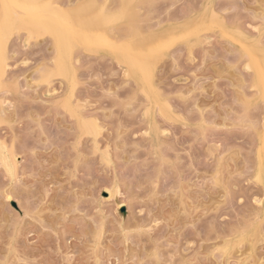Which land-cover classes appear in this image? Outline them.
<instances>
[{
  "label": "snow or ice",
  "instance_id": "6c2138e0",
  "mask_svg": "<svg viewBox=\"0 0 264 264\" xmlns=\"http://www.w3.org/2000/svg\"><path fill=\"white\" fill-rule=\"evenodd\" d=\"M153 17L164 23L153 26ZM41 39L51 41L48 52L35 50ZM217 40L222 50L214 52L208 44ZM104 53L115 71L92 60ZM210 89L225 95L221 108L202 102ZM53 112L64 120L55 143L41 138L28 146L31 155L43 145L66 156V175L87 168L90 182L107 185L130 208L109 232L106 206L86 197L83 208L69 193L52 216L57 228L74 221L82 252L61 250L55 264H264V0H0V132L27 122L35 140L43 115ZM233 135L256 146L235 171L242 151ZM0 170L11 257L26 222L44 229L48 189L25 201L15 151L3 139ZM240 184L258 192L228 226L222 209L237 199L244 205L233 195ZM208 190L218 194L211 209ZM13 199L23 214L9 208ZM126 245L135 251L121 260L118 246Z\"/></svg>",
  "mask_w": 264,
  "mask_h": 264
},
{
  "label": "rangeland",
  "instance_id": "374dc122",
  "mask_svg": "<svg viewBox=\"0 0 264 264\" xmlns=\"http://www.w3.org/2000/svg\"><path fill=\"white\" fill-rule=\"evenodd\" d=\"M19 1L24 2V0ZM56 2L69 4L72 0H56ZM109 2H111V0H109ZM164 2L170 4L173 0H164ZM175 2L182 3L183 0H175ZM193 2L195 3L196 0H193ZM63 3L62 5H64ZM240 3H251V0H240ZM154 18L157 21H155ZM160 20L161 19L158 17H153V26L159 28V25L164 23L163 20ZM161 31H163V29H161ZM50 44V40L46 41L41 39L35 42V50L42 53L48 52ZM208 47L214 52L218 49L222 50V46L218 40L208 44ZM77 58H79V56H77ZM113 59L114 57L106 53L99 57H92V60L96 62L99 67H103L104 69L111 68L115 71L119 65H114L112 62ZM168 69L169 65L167 63L161 65L160 70L162 73L167 72ZM58 90V84L54 85L51 89L53 93H56ZM47 91L48 89L45 88V90L40 93V97H46ZM33 95H35V93H33ZM202 102L210 108L215 105L218 109L227 101L222 92L213 95V90L210 89L208 95L203 98ZM39 107V105L36 106V108ZM63 123V118L58 117L55 112L50 115L44 114L40 130L37 131L35 140L30 138L28 134L29 125L27 122H25L23 126L17 124L7 133L0 132V139L5 140L10 151H15L19 175L22 178L21 191L25 193V201L27 202L28 199L33 197H39L42 189H48L49 209L45 211L44 216L41 217V221L44 229H50L44 230L37 227L31 221L26 222L20 231L19 239L16 242V247L13 250L12 256L9 257L8 251L4 246V240L6 234L12 229L3 223V217L0 215V260L15 259L18 264L20 261L24 260L31 261L32 264H55V261L61 259V257L57 255V252L61 250L65 254L81 253L82 244L79 240V235L74 232L72 227L74 221H69L66 226L57 228L59 218L57 217L54 219L52 216V213L58 212L64 201L69 198V193L72 194V199H74L76 195L82 198L81 202L83 208L90 207L86 197H91L92 201L100 204L102 211L104 206H106L109 232L114 231L117 222L126 221L130 215V208L122 196L117 197L111 188L105 191L104 188L108 187L107 185H102L95 181L90 182L87 168H81L72 175H66L68 167L71 166L68 158L66 156L61 158L59 154L45 150L43 145H40L41 151L38 157H33L31 155L28 146L39 143L41 138L44 141L55 143L54 137L57 128ZM221 135H223V133H221ZM231 139L232 143L237 145L242 151V157L238 158L237 163L232 166L235 171L242 166L243 159L250 158L256 146L253 144L250 136L233 135ZM186 142H190V140L186 138ZM197 163H199V161ZM209 169L210 166H204L202 171H207ZM93 184H95V187H93ZM4 187V173L0 170V192L3 191ZM257 192V189L243 184H240L238 188L234 190V197H242L245 203L241 206L237 199L231 211L222 209L228 216L226 222L228 226H231L236 214L246 213L253 207L251 199L256 198L254 193ZM12 194L17 195L19 193L16 189H12ZM204 197L209 209H211L218 200V194L211 190L206 191ZM117 201H119V203ZM8 204L9 208L18 214H23L25 211V206L16 199L9 201ZM0 207H2V203H0ZM221 223L223 224L225 221L221 220ZM74 235H76V239H73ZM111 238L112 237H109V239ZM129 249L134 252L135 246L126 245L124 251H120L118 246L119 258L121 260L124 258V252ZM82 258V255H75L77 262ZM129 258H131V256Z\"/></svg>",
  "mask_w": 264,
  "mask_h": 264
},
{
  "label": "bare ground",
  "instance_id": "6f19581e",
  "mask_svg": "<svg viewBox=\"0 0 264 264\" xmlns=\"http://www.w3.org/2000/svg\"><path fill=\"white\" fill-rule=\"evenodd\" d=\"M57 1H58V0H57ZM19 2H20V1H19ZM60 2H61V1H60ZM60 2H59V3H60ZM62 3H63V2H62ZM62 3H61V4H62ZM63 4L65 5V4H67V3H63ZM154 19H155V18H154ZM155 21H157V20L155 19ZM160 21H161V20H160ZM155 23H156V22H155ZM156 24H157V23H156ZM159 24H160V23H159ZM156 26H157V25H156ZM16 163H17V160H16ZM108 190H109V189H108ZM109 194H110V193H109ZM109 194H108V195H109ZM109 196H110V195H109Z\"/></svg>",
  "mask_w": 264,
  "mask_h": 264
}]
</instances>
